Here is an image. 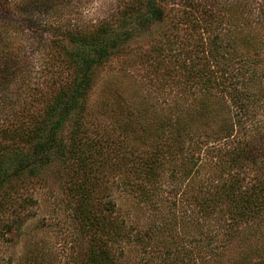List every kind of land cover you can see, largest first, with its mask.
Segmentation results:
<instances>
[{
	"label": "trees",
	"instance_id": "trees-1",
	"mask_svg": "<svg viewBox=\"0 0 264 264\" xmlns=\"http://www.w3.org/2000/svg\"><path fill=\"white\" fill-rule=\"evenodd\" d=\"M72 1L0 0V241L56 169L90 236L83 264H120L130 241L112 186L160 212L168 182L183 220L150 228L162 264H264V0H120L93 27L65 19ZM156 26L148 91L180 98L106 87L111 103L92 108L101 72ZM35 50L51 51L46 89L28 83Z\"/></svg>",
	"mask_w": 264,
	"mask_h": 264
},
{
	"label": "rangeland",
	"instance_id": "rangeland-1",
	"mask_svg": "<svg viewBox=\"0 0 264 264\" xmlns=\"http://www.w3.org/2000/svg\"><path fill=\"white\" fill-rule=\"evenodd\" d=\"M72 2V7H78V9L72 14L66 9L68 13L65 14V19L93 27L112 15L118 9L120 0H73ZM3 16L5 15L0 13V21ZM160 32L161 27L157 26L147 31L141 40L131 44L126 55L114 59L106 66L101 72L99 86L91 99L92 108L97 109L104 102L111 103L108 91L104 90L106 87L119 90L126 88L131 93H138V96H145L144 99L149 100L147 94L152 93L155 103L180 98L179 95L169 93L167 90V92L148 91L150 88L147 74L150 68L143 56L159 38ZM11 36V42L15 46L25 44L30 40L29 37H36L30 31L28 35L12 34ZM47 37L48 34H45L41 42L47 43L45 41L48 40ZM28 54L33 63V79L28 81L29 86L41 84L46 89L49 79H53L50 65L51 51L35 50ZM47 65L50 66L47 67ZM96 121L103 126L111 123L108 116L100 114ZM35 183L38 185L31 194L33 201L28 208L29 216L22 215L21 227L14 228L4 240L0 241V264H83L82 258L91 248V240L81 228L80 220L76 219L75 201L72 199L68 182L66 183V179L55 169V171L44 172L38 181L35 180ZM171 184L168 182L163 187L164 192L161 198L163 206L160 212L148 206L147 203L141 202L134 194L122 191L116 186H112L107 191L109 199L116 204L114 209L116 214L118 213L125 221L127 230L131 234L130 241L120 243L114 248L115 256L120 264H162L163 252L156 244V241L162 240L157 238L155 241L152 237L148 238V235L155 223L171 219L174 214L183 220L182 212L179 210L180 194L175 195V192H171ZM166 234L164 239L169 238V234Z\"/></svg>",
	"mask_w": 264,
	"mask_h": 264
}]
</instances>
